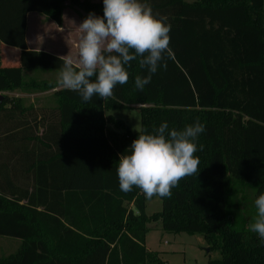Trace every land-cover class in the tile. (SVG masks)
<instances>
[{
	"label": "trees",
	"instance_id": "obj_1",
	"mask_svg": "<svg viewBox=\"0 0 264 264\" xmlns=\"http://www.w3.org/2000/svg\"><path fill=\"white\" fill-rule=\"evenodd\" d=\"M66 1L104 14L103 0H0V43L20 50L18 65L0 66V236L21 240L0 264H165L145 246L157 221L168 232L201 233L220 253L206 264H264V242L249 230L264 194V0H141L172 26L166 70L141 91L135 77L147 72L137 59L107 99L84 102L60 87L52 104H24L8 93L58 87V78L28 73L58 76L62 66L60 56L27 47V13L61 24ZM132 107L136 132L108 114ZM197 120L206 128L198 172L170 198L156 195L161 210L147 214L141 189H120V154L164 122L182 130Z\"/></svg>",
	"mask_w": 264,
	"mask_h": 264
},
{
	"label": "clouds",
	"instance_id": "obj_2",
	"mask_svg": "<svg viewBox=\"0 0 264 264\" xmlns=\"http://www.w3.org/2000/svg\"><path fill=\"white\" fill-rule=\"evenodd\" d=\"M103 16L90 12L79 24L82 33L77 57L70 53L60 57L58 84L76 91L84 102L94 96L107 99L117 85L129 80L127 68L137 60L147 75L135 77V87L143 90L161 66L167 69V59H174L170 48L171 24L168 17L155 13L141 0H103ZM95 78V79H93ZM205 125L199 120L182 130H169L164 122L139 134L129 149L120 154L117 167L121 191L141 189L146 198L168 197L179 182L198 172L197 142ZM258 210L249 230L264 242V194L255 200Z\"/></svg>",
	"mask_w": 264,
	"mask_h": 264
},
{
	"label": "rangeland",
	"instance_id": "obj_3",
	"mask_svg": "<svg viewBox=\"0 0 264 264\" xmlns=\"http://www.w3.org/2000/svg\"><path fill=\"white\" fill-rule=\"evenodd\" d=\"M187 2H193L195 0H185ZM68 1L65 2V6L63 12H65V25L61 30L62 34L60 35L61 40L68 41L69 36V22H68ZM62 12V13H63ZM34 13L31 14L29 20V41L31 47L36 48L37 50L44 51L45 48H42L43 43L39 39V30L36 25V19L34 18ZM45 30L49 33L51 30L44 24ZM35 50V49H34ZM10 64L14 63V59L11 61L9 59ZM37 73V74H36ZM36 73H28L29 77H37V78H45L52 81H57V72L55 70L51 71H43L40 70ZM34 75V76H33ZM61 86L52 88L43 92H35V93H25V92H16L15 95H19L23 99L24 104H35V105H47L54 103L53 92L54 90L60 88ZM4 92H0L2 95ZM14 94H9L10 96H14ZM137 106V105H136ZM108 113L114 115V118H119L124 123L129 125L131 131L136 132L140 129V113L139 109L136 107L132 108H124V109H115L111 110ZM108 115V114H107ZM113 121H107L106 128L108 130L116 131V133L120 136L123 133L122 128L115 127ZM146 213L151 214L155 211L161 210V199L158 196H154L146 202ZM150 229L146 233L145 237V246L148 250L155 251L159 253V256L162 258L165 264H206L209 258L215 259L220 257V253L218 250H208L207 242L201 233L189 234L186 232H168L161 228L160 223L150 222ZM6 239L9 237L0 236V254L3 255L6 252H10L12 247H8L6 244ZM15 239V238H12Z\"/></svg>",
	"mask_w": 264,
	"mask_h": 264
},
{
	"label": "crops",
	"instance_id": "obj_4",
	"mask_svg": "<svg viewBox=\"0 0 264 264\" xmlns=\"http://www.w3.org/2000/svg\"><path fill=\"white\" fill-rule=\"evenodd\" d=\"M92 2H98L99 0H90ZM34 13V18L36 19V25L38 26L39 30V39L43 43L42 48H45L44 51H47L49 53L58 55L60 57L66 56L69 53L75 58L78 54V43L80 40V37L82 33L79 30V24L83 22V20L88 16V12H85L81 8L73 5H69L68 7V15L67 18L69 19V26H68V41L65 42V40H61L60 35L62 34L61 30L63 29V26L65 23V12L62 13V22L61 24H56L53 20L47 18L46 16L39 14L37 12H28L27 13V27H26V42L27 47L30 49H35L34 47H31L30 41H29V20L31 14ZM44 24H47L49 29L51 30L50 35L45 30ZM19 53L20 50L18 48L9 47L5 44L0 43V66H14L19 64ZM9 59L12 61L14 59V63L12 65L7 64L10 63ZM18 92V91H17ZM16 94V92H13L11 94ZM10 94V93H8ZM14 94V95H15ZM109 114V113H108ZM114 116V115H113ZM7 237V236H4ZM14 237H9V239H6L7 241L5 245L8 247H12L10 252H6L5 254L1 255L0 257L9 255L11 253H14L18 247L21 244V240L19 238L12 239ZM1 242V241H0Z\"/></svg>",
	"mask_w": 264,
	"mask_h": 264
},
{
	"label": "water",
	"instance_id": "obj_5",
	"mask_svg": "<svg viewBox=\"0 0 264 264\" xmlns=\"http://www.w3.org/2000/svg\"><path fill=\"white\" fill-rule=\"evenodd\" d=\"M2 98V95L0 94V99Z\"/></svg>",
	"mask_w": 264,
	"mask_h": 264
}]
</instances>
